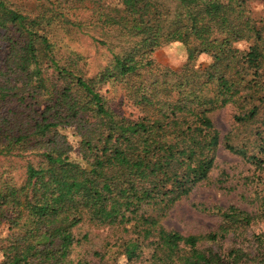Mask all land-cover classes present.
<instances>
[{"label":"trees","instance_id":"16d2710c","mask_svg":"<svg viewBox=\"0 0 264 264\" xmlns=\"http://www.w3.org/2000/svg\"><path fill=\"white\" fill-rule=\"evenodd\" d=\"M248 1L0 0V160L38 158L20 179L0 166V264H264V233L250 235V250L200 247L241 237L264 216V99L245 104L256 73L227 55L250 41L264 56V20L250 17ZM82 28L127 47L88 76L84 55L57 35ZM176 31L185 63L156 69L152 53ZM101 38L92 41L110 46ZM199 54L210 63L192 68ZM106 83L124 87L136 118L113 112ZM226 106L241 113L234 135L249 131L239 145L210 119ZM98 145L91 166L83 157ZM219 147L253 167L244 180L263 191L257 210L213 206L218 225L204 235L164 229L168 210L208 180Z\"/></svg>","mask_w":264,"mask_h":264},{"label":"rangeland","instance_id":"374dc122","mask_svg":"<svg viewBox=\"0 0 264 264\" xmlns=\"http://www.w3.org/2000/svg\"><path fill=\"white\" fill-rule=\"evenodd\" d=\"M104 1L107 3L116 2V0ZM29 2L30 4L28 3L27 7H33L34 3ZM246 7L253 20H264V0H249ZM75 30L77 32L73 30L68 35L58 31L59 45L63 49H74L84 55L88 76L97 73L111 59L113 54L120 55L122 50L127 47V44L123 45L114 41L112 39V36H114L112 32L106 36L102 35L97 28ZM99 36L102 37L101 41H105V43L111 41L110 46L95 44L92 41V37L95 39ZM183 40V32L176 31L171 34L167 43L152 53L151 59L154 67L156 69L168 68L173 71L178 70L186 60L184 47L182 46ZM250 46V41H237L227 46V55L230 59L235 63L246 65L251 71L256 73L257 80L253 84L252 90L244 98L246 105L254 104L258 99H264V56ZM209 63L210 58L207 55L199 54L189 66L197 68L206 66ZM100 92L106 99L108 106L117 115L128 119H134L139 115V108L133 104L130 95L120 84L106 83L100 87ZM240 114L232 106L217 109L210 114V119L219 137L221 138L230 132V139L233 145H239L244 139L250 138L248 129L239 128V135H234L237 122H234L233 116ZM67 139L71 143L75 141L70 134H67ZM100 155L101 146L98 145L85 155L83 159L87 164L97 167ZM9 160L11 165L0 160V166L4 168L9 176L14 177V179H20L24 173L23 166L28 162L33 165L36 164L38 158L24 156L21 159L9 158ZM9 167L13 168L11 174ZM252 169L253 167L244 163L238 156L219 147L216 153L215 167L210 172L208 180L196 186L187 198L174 204L161 220V225L164 229L177 232L181 235H204L216 229L218 225L216 217L210 210L213 206L225 207L232 204L238 206L240 209L257 210L258 199L254 200L256 199L255 192L257 193V197H260L263 195V191L255 183L248 184L244 180L251 174ZM220 179L223 181L222 187L217 188L216 181ZM244 181L246 184H244ZM82 199L85 204H91L93 199L91 192L86 191ZM90 230L100 236H104L106 232L103 229L90 228ZM0 233H3L1 228ZM253 233H264V216L246 229L241 237L229 235L226 236L224 241H218L214 244L204 243L200 247L223 252L231 244H234L236 247L250 250L252 242L250 235ZM113 257H117L115 250L108 249L106 259L109 258L110 261V258Z\"/></svg>","mask_w":264,"mask_h":264}]
</instances>
